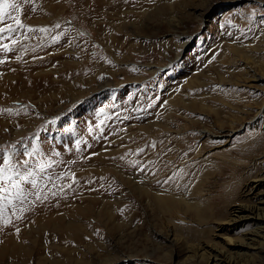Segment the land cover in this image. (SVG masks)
Masks as SVG:
<instances>
[{"label": "rangeland", "instance_id": "obj_1", "mask_svg": "<svg viewBox=\"0 0 264 264\" xmlns=\"http://www.w3.org/2000/svg\"><path fill=\"white\" fill-rule=\"evenodd\" d=\"M63 1L28 38L64 45L0 70V158L32 172L0 264H264V0H139L82 26Z\"/></svg>", "mask_w": 264, "mask_h": 264}, {"label": "bare ground", "instance_id": "obj_2", "mask_svg": "<svg viewBox=\"0 0 264 264\" xmlns=\"http://www.w3.org/2000/svg\"><path fill=\"white\" fill-rule=\"evenodd\" d=\"M42 1H48V0H42ZM9 2L20 3V5H21V9H20V11H21V20L24 23L25 28L17 29L16 32L9 33L7 36H4V33L2 35H0V60L1 61L5 62V64H6L7 59H9L11 56H13L14 53H17V55L20 56V57L24 56V58H31L32 59V58H34L33 57L34 55H36V54H38L40 52L42 53L44 51H47L49 48H53V47H56V46L64 45V43L67 40V36L64 33L55 34L52 38H48V37L51 36V34L49 32H48L49 33L48 34L47 31H45L44 37L41 38L37 42L38 43L37 48H34V46L31 44L32 43V39L28 38V37H30L32 35L33 31H28L27 29L28 28H32L31 25L34 23V20L36 18L37 12H38V7L42 4V2H40V0H9ZM139 2H140L139 0H65V2L63 1L61 4H63V6L67 5L68 8L66 10L64 9L67 14L71 13L72 15H75V20H74L75 23H78L79 25H81V24L89 25L90 15L95 13V12H97L98 9H102V8L110 9V8H118V7L119 8L120 7L123 8V6H125V5H131V4L134 5V4H138ZM76 8H79V10H76ZM209 8L210 7L208 6L205 9V12ZM8 11L10 13H12L13 15H15V13L12 12V9H9ZM77 14H78V16H76ZM8 24H14V21L12 19H9L7 16H5V18L2 21H0V28L7 27ZM33 34H35V33H33ZM12 39H16L17 42L15 44H13L12 43ZM71 39H72V37H71ZM4 44H8L9 45V50L8 51H6L3 48ZM49 52H51V51H49ZM39 60L40 59L37 58V60L35 61L36 62L35 65L39 64L38 63ZM33 61H34V59L31 61L30 64H32ZM2 67H3V63L0 64V70H1ZM31 67H32V65H31ZM27 71H28V75H27L28 79H29V77H30V79H32V78L34 79V76H33L32 72L30 71V69H28ZM36 80L38 81L39 79H36ZM36 80H31L30 82H34V84H35V82H37ZM39 82L42 83L43 80L38 81V83ZM258 181H259V179H258ZM28 187H30V186H28ZM258 187L259 186L256 185V184L255 185L251 184L250 187H249V190L250 191H254ZM159 198H161V197H159ZM169 201H170V198H169ZM14 203H16V201ZM24 203L25 202H23V206L26 204L25 206L30 208L32 202L31 203L30 202L29 203H25V204ZM16 207L17 206H15V209L18 208V207L17 208ZM42 207H44V206H42ZM5 208H3V209H5ZM36 208H38V207H36ZM12 209H14V208H12ZM29 211L31 212V210H29ZM30 212H29V214H30ZM27 214L25 213L24 216L22 215V217L19 218L18 220H16V222H12L11 226H14V228H11V229H18V228L20 229V225L25 223L26 220H27V216L29 215V214L28 215ZM3 215H4V213H3ZM0 216L3 217L2 214ZM4 216L6 217L7 213ZM7 226H8V224H7ZM1 229H2V227L0 225V230ZM5 233H6V231H5Z\"/></svg>", "mask_w": 264, "mask_h": 264}, {"label": "snow or ice", "instance_id": "obj_3", "mask_svg": "<svg viewBox=\"0 0 264 264\" xmlns=\"http://www.w3.org/2000/svg\"><path fill=\"white\" fill-rule=\"evenodd\" d=\"M12 9V12L15 13L13 15L8 10ZM21 5L17 2H9V0H2L0 2V21H2L5 16L14 21V24H8L7 27L0 28V35L5 32L13 33L16 32L17 29L25 28L24 23L21 20ZM28 31H37V29L28 28ZM38 31L45 32L48 29L40 28ZM17 42L16 39H12V43L15 44ZM3 48L8 51L9 45L4 44ZM3 61H0L2 63ZM29 156L33 155V153H27ZM2 159V166H0V201L4 202L0 204V214H2L3 208L8 205H12L15 208V204H13V200H19L21 203L25 199L24 193L25 189L21 187V184L28 181V177L32 176V172L29 171L27 174H22L16 170V165H14L11 161V157L8 158H0ZM19 163V162H18ZM26 163V161L24 162ZM45 163L39 164L40 172H44L46 167H49ZM31 186L36 187V181H31ZM41 197L39 194L36 195V199L39 200ZM19 218V217H18ZM3 222L5 224H10L11 220L4 217ZM19 231V230H17Z\"/></svg>", "mask_w": 264, "mask_h": 264}]
</instances>
